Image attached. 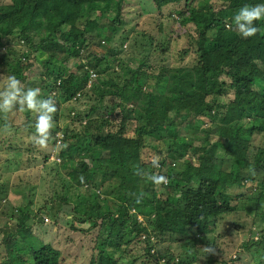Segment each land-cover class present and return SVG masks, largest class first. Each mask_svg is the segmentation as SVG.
Returning a JSON list of instances; mask_svg holds the SVG:
<instances>
[{
  "label": "trees",
  "instance_id": "obj_1",
  "mask_svg": "<svg viewBox=\"0 0 264 264\" xmlns=\"http://www.w3.org/2000/svg\"><path fill=\"white\" fill-rule=\"evenodd\" d=\"M151 2L160 10L166 4L181 0ZM127 11L131 15L136 12L128 8L127 0L0 2V50L3 48L0 60L11 70L17 69L20 73L17 78L24 84L25 73L33 65V55L44 51L42 71L46 80L45 85L40 84L41 96H55L59 100L84 92L90 69L102 77L106 62L113 59L118 63L126 82L124 86L115 83L113 76L104 75V80L100 84L92 83L90 90L102 87L106 94L117 93L119 101L104 108L100 102V108L108 115L95 117L93 107V112L85 115V123L75 115L81 123L79 129L67 126L62 130L61 161L55 163V179L60 186L70 180L71 192L78 189L73 195L75 216L72 218L92 227L99 226L96 251L88 264H134L137 259L139 264H188V256L183 257L186 249L191 247V253L197 256L194 250L205 251L212 245L210 240L214 238H209V233L224 214L264 221V208L260 207L264 195V21L258 22V31L253 37L242 38L233 28L226 27L222 9L206 12L193 9L187 15L182 12L180 23L183 26L192 23L198 33L197 60L194 65L180 66L171 81L170 77L166 80L161 69L155 76L157 81L149 84V76L143 71L145 62L138 61L135 69H129L119 57V49L109 44L113 34L127 23ZM99 14L106 20H99ZM157 28L162 35L164 23L159 22ZM90 35L95 39L89 38ZM67 41L69 44H64ZM71 59H75V71L68 65ZM160 83L165 86L164 90L156 89ZM119 87L126 91L122 93ZM138 95L147 96L155 105L152 117L137 118L141 126H136L135 135L130 136L127 121L136 117L133 108L127 105ZM219 97L222 101L217 100ZM116 107L120 119L114 129V118L109 114ZM228 112L236 116L234 124L225 122ZM26 118L24 127L31 135L35 119L30 115ZM219 118L222 122L217 121ZM209 120L211 125L202 129L201 125ZM182 122L185 127L203 132L204 145L195 147L203 150L197 159L198 165L194 166L190 157L183 161V170L175 171L171 165L166 170L164 157L159 161L163 171H151L149 164L141 160L146 140L154 138L169 143L166 154L171 156L178 150L173 149L177 136L173 129ZM2 124L11 127L5 120ZM58 130L54 125L50 129L49 139L53 138L54 145L59 138ZM149 174L167 177L169 192L165 198L157 196ZM96 176L102 181H116L117 211L111 210L105 198L100 199L95 193ZM244 181L255 187L250 189ZM24 184L29 190V184ZM254 192L257 194L252 195ZM56 194L55 206L66 202L62 193ZM55 206L48 207L52 210ZM133 209L148 220L137 219ZM39 210L40 207L33 218ZM28 211L18 209L13 226L4 231L0 245L5 247L6 258L0 264H64L63 252L50 243L37 249L23 245L26 244L23 239L31 233L24 223L33 219ZM259 227L242 243L244 251L250 254V264H264V226ZM19 238L23 248L18 250L14 245ZM201 238L205 239L199 241ZM127 242H136L139 246V254L130 255L129 259L126 258ZM110 243L114 244L111 246L114 253L109 250ZM175 247L181 250L177 255H173ZM214 260L215 264H226L223 259ZM233 261L240 262V255ZM206 264H214L211 255Z\"/></svg>",
  "mask_w": 264,
  "mask_h": 264
},
{
  "label": "rangeland",
  "instance_id": "obj_2",
  "mask_svg": "<svg viewBox=\"0 0 264 264\" xmlns=\"http://www.w3.org/2000/svg\"><path fill=\"white\" fill-rule=\"evenodd\" d=\"M0 2H8V0H0ZM258 2L260 0H181L179 3L166 4L162 9L158 10L151 0H127L128 8L136 12L134 15H131L127 11L125 16L127 23L113 34V38L109 44H113L117 50L119 49L118 55L129 69H135L139 65L138 61H144L143 71L149 76L147 81L149 84L157 81L155 80V76L161 69H164L166 80L170 77L168 80L171 81L174 75L177 74L180 66L194 65L197 60L195 39L198 33L192 23L187 24V26H183L180 23L182 19L180 14L182 12L187 15L193 9L201 12L222 9L224 11L223 20L226 27L229 28L228 25L232 23V15L237 11L238 7ZM99 16V20L101 18H103V21L106 20L105 16L103 17L100 14ZM161 21L164 23L162 35L158 32L157 28V24ZM76 23L79 24V22ZM158 35H160V40H158ZM89 38L95 39L94 35H90ZM64 44L69 43L67 41ZM17 47L23 48L25 46ZM2 53L3 48L0 50V59ZM64 54L66 55L65 51ZM44 56V51L33 55V65L25 73L26 81L23 84L25 87L40 88V84L43 83L45 85L46 78H44L42 71ZM85 60V56H82V62H85ZM74 61L75 59L67 61L73 71L76 69V65H73ZM111 61L106 62L107 65L104 67L105 73L102 77L97 75L98 72L90 69V76L86 84L87 88L81 94L77 93L72 98L60 100L55 96L51 97L56 104V111L53 114V125L58 126L60 129L56 134V136H59L56 145L53 144V138L49 139L50 141L46 148H40L32 142V134L30 135L29 131L25 130L24 122L27 121V115L35 119L34 113L26 109L16 108L9 113L0 114V243L5 233L4 231L10 230L15 216L19 215L18 209H28L30 218H33L36 216V210L40 207L36 218L27 219L24 222L31 233L23 239L24 243L27 244L23 245L30 249H37L44 245V243H50L63 252L62 259L64 264L89 263L92 253L96 251L95 246L97 243L95 242L99 226L92 227L87 222H81L72 218V216H75L72 210L73 195L78 189L71 192L73 186H71L70 180L61 186L57 183L55 179L57 172L56 164L61 161L59 143L63 136L62 130L67 126L79 129L81 123H79L80 120L77 117L81 119L82 123H85V115L91 114L93 107H95V111L93 112L95 117L108 115L105 112L106 110L100 108V104L102 103L104 108V106H114L119 101L117 93L106 94V92H102V87H98L97 90L91 89L93 92L90 90L92 83L96 82V84H100L104 80V75L106 77H109V75L113 76V81L121 86L126 84L121 77L120 66L113 59ZM10 74L19 76L20 73L17 69L11 70L7 63L5 64L0 60V90H3L7 83V77ZM129 74L131 72L128 73V76ZM166 80L163 79L161 82L164 83ZM164 88L165 86H161V83L156 87L159 91L164 90ZM118 89H121L122 93L126 91L123 87H119ZM137 97L133 98L131 103L127 105V107L133 108L136 117L134 120L130 119L127 121V135L130 136L135 135L134 128L136 126H141L137 118L152 117V110L155 105L154 101L145 95H141L140 97L138 95ZM217 100L222 101L220 97ZM114 111V113L109 115L114 118L113 128L115 129V125L120 119L119 108L116 107ZM3 120L9 123L11 127L5 129L2 124ZM235 120L236 116L234 114L230 112L225 114L227 125L234 124ZM217 121L222 122V118H219ZM243 122L245 123V121ZM184 125L185 122L178 123L177 128L173 129L177 132V136L174 137L173 149L176 148L178 150L174 149L176 150L175 154L172 153L171 156L166 154L169 143L154 138L146 140L141 160L149 164L151 171L154 170L155 173L160 170L163 171L160 167L153 168L151 166V160L154 157H159V161L164 157L167 158L166 164H164V169L166 170H168L169 165L175 171L183 170V161L190 157L194 166L198 165L197 159L199 156H202L203 150H195V147L204 145L203 132L201 129H195L190 126L185 127ZM210 125L211 121L209 120L204 122L201 128L204 129ZM174 131L169 132L174 135ZM178 154L182 156L177 158ZM45 156H48V158L45 159ZM174 170H171V172L176 175ZM24 183L29 184V190L25 189L27 186ZM243 183L247 187H250V189L255 187L249 181H244ZM94 185L95 193L99 195L100 199L105 198L111 210L116 209L117 211L119 206L116 197L119 189L115 190L117 187L116 181L113 179L102 181L100 176H96ZM153 187L159 198H165L169 192L168 184H153ZM29 191L31 193H28ZM58 191L66 198V202H62L60 206H55L57 199L53 200V198L57 196L56 192ZM234 192L237 193L238 190L234 189ZM255 194L257 192H254L252 195ZM113 202H115V206ZM49 205L55 206V208L51 210L48 207ZM260 207L261 209L264 208V195L260 199ZM51 211H54V214ZM135 213L136 211L133 209L132 214ZM136 218L148 220V218H145L141 214L137 215V213ZM259 226H264V221L259 222L258 219L257 221L250 220L249 217L245 218L243 215L239 216L234 213L224 214L213 225V231L209 233V238L212 236L214 239L210 240L213 243L206 247L207 251H203V248L196 249L194 251L197 256H193L191 247L188 248L187 245L185 248L188 249H186L183 257L188 256V264H206L210 255L213 257L214 264L216 263L214 258L218 259V262L223 259L226 261V264H250V254L248 251H244L242 243L247 239L249 240L251 231L259 230ZM22 234L24 233L22 232ZM256 238L254 236L253 240L255 241ZM204 239L201 238L199 241ZM127 243L129 245L127 246L128 252L126 253V258L129 259L130 255H138L139 246L134 244L136 242ZM161 244L164 245L165 243ZM109 246V250L113 252L111 246H114V244L110 243ZM14 248L18 250L19 248H23L20 238L16 241ZM181 250L184 251L182 247ZM181 250L175 247L173 255H177ZM238 255H240L241 261H233ZM5 258V247L0 245V261H3ZM139 263L140 259H137L134 264Z\"/></svg>",
  "mask_w": 264,
  "mask_h": 264
},
{
  "label": "clouds",
  "instance_id": "obj_3",
  "mask_svg": "<svg viewBox=\"0 0 264 264\" xmlns=\"http://www.w3.org/2000/svg\"><path fill=\"white\" fill-rule=\"evenodd\" d=\"M231 19L232 23L228 27L233 28L240 37H253L258 31V22L264 21V0L255 4L242 5ZM16 108L26 109L35 114L32 142L40 148H46L50 129L54 123L53 114L56 111L54 99L42 97L40 88L25 87L15 74H10L3 90H0V114L9 113ZM4 127L7 129L9 126L5 124ZM151 166L160 167L159 157L151 160ZM148 178L156 185L168 183L164 175L149 174Z\"/></svg>",
  "mask_w": 264,
  "mask_h": 264
}]
</instances>
